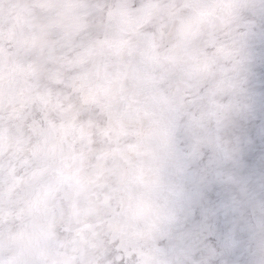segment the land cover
I'll use <instances>...</instances> for the list:
<instances>
[{
    "label": "snow or ice",
    "instance_id": "snow-or-ice-1",
    "mask_svg": "<svg viewBox=\"0 0 264 264\" xmlns=\"http://www.w3.org/2000/svg\"><path fill=\"white\" fill-rule=\"evenodd\" d=\"M262 69L264 0H0V153L83 173L112 236L13 231L0 163V264H264Z\"/></svg>",
    "mask_w": 264,
    "mask_h": 264
},
{
    "label": "rangeland",
    "instance_id": "rangeland-1",
    "mask_svg": "<svg viewBox=\"0 0 264 264\" xmlns=\"http://www.w3.org/2000/svg\"><path fill=\"white\" fill-rule=\"evenodd\" d=\"M261 72L264 73V69ZM0 163L10 177L6 194L13 209L8 220L13 231L23 218L37 214L39 204L40 214L46 215L43 226L65 249L78 246L95 253L112 247L109 209L96 191L88 187L83 173L74 178V194L66 196L55 183L52 161L48 157L35 159L28 146L23 149L6 146L0 153ZM64 174L68 175L69 170L65 169ZM45 191L48 193L46 203Z\"/></svg>",
    "mask_w": 264,
    "mask_h": 264
}]
</instances>
